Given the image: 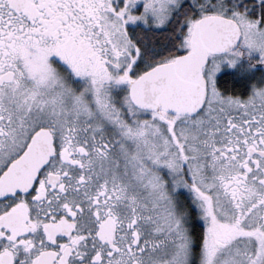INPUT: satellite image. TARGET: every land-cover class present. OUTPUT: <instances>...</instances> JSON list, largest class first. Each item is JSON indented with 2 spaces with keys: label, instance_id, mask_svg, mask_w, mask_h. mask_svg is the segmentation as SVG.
I'll return each mask as SVG.
<instances>
[{
  "label": "snow or ice",
  "instance_id": "obj_1",
  "mask_svg": "<svg viewBox=\"0 0 264 264\" xmlns=\"http://www.w3.org/2000/svg\"><path fill=\"white\" fill-rule=\"evenodd\" d=\"M0 264H264V0H0Z\"/></svg>",
  "mask_w": 264,
  "mask_h": 264
},
{
  "label": "trees",
  "instance_id": "obj_2",
  "mask_svg": "<svg viewBox=\"0 0 264 264\" xmlns=\"http://www.w3.org/2000/svg\"><path fill=\"white\" fill-rule=\"evenodd\" d=\"M219 84L221 85L220 87L229 91L238 92L237 90L241 91L243 89V83H237L236 81L230 79L228 76L221 77L219 79ZM239 86H242V89Z\"/></svg>",
  "mask_w": 264,
  "mask_h": 264
},
{
  "label": "flooded vegetation",
  "instance_id": "obj_3",
  "mask_svg": "<svg viewBox=\"0 0 264 264\" xmlns=\"http://www.w3.org/2000/svg\"><path fill=\"white\" fill-rule=\"evenodd\" d=\"M223 76H228L230 79L236 81L237 83H240V84L243 83L239 78H237V77L233 74L232 70H230V69H226L225 72H224V74H223L221 77H223ZM221 77H220V78H221ZM219 85H220V84H219ZM220 86H221V85H220ZM239 87L242 89V86H239ZM243 89H244V84H243ZM243 89H242L241 91L237 90L238 93L243 94Z\"/></svg>",
  "mask_w": 264,
  "mask_h": 264
}]
</instances>
